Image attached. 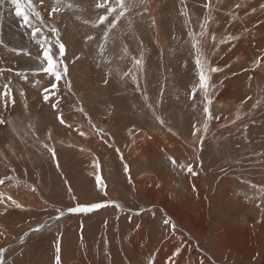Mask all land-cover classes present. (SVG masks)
Segmentation results:
<instances>
[{
	"label": "rangeland",
	"instance_id": "1",
	"mask_svg": "<svg viewBox=\"0 0 264 264\" xmlns=\"http://www.w3.org/2000/svg\"><path fill=\"white\" fill-rule=\"evenodd\" d=\"M25 2L16 0L15 11L10 0L0 5V93L9 96L6 103L0 95V264H57V256L60 264H151L127 248L142 227L157 241L151 252L173 258L175 242L160 249L172 219L161 206L144 209L162 186L179 192L175 203L197 206L210 231L198 246L215 261L264 264V0H123L124 16L107 40L115 14L93 26L106 14L96 7L105 0H32L41 19L33 14L31 27L16 14ZM107 3L119 9L117 0ZM32 27L42 35L33 38ZM52 27L66 48L60 57L51 45L54 61L68 67L59 82L41 71L46 63L35 42H54ZM197 58L210 76L207 93ZM95 203L102 207L68 211Z\"/></svg>",
	"mask_w": 264,
	"mask_h": 264
},
{
	"label": "snow or ice",
	"instance_id": "2",
	"mask_svg": "<svg viewBox=\"0 0 264 264\" xmlns=\"http://www.w3.org/2000/svg\"><path fill=\"white\" fill-rule=\"evenodd\" d=\"M4 2H5V0H0V5H3ZM10 2L14 6V11H15V9L17 7L16 0H10ZM117 2L119 4V9H117L116 7H113L111 5H108L107 0H105L104 3L96 5L97 8H106V14L99 16L98 20L96 21V24L93 25L94 27L96 25H98V24H104L105 21L108 19V16L115 14L113 20L111 21V23H109L107 25V28H106V30L103 33V36H104L105 40L108 39L109 32L112 29L116 28L117 22L121 19L122 16H124V9H125L126 6H125L123 0H117ZM23 4H24V7L22 8L21 12L16 13V14L18 15V17H20L22 19L24 25L31 27L30 17L34 14L35 18L37 20H40L41 19L40 13L36 12L34 10V6H33V3H32V0H26V2L23 3ZM58 4H59V0H58ZM68 7H71V5H68ZM52 11L53 12L59 11V6L53 7ZM85 23H87V21H85ZM50 31H51V33L53 35H55L57 37V39L54 42L50 41L47 37H44L43 39H37L35 42H36L37 45H39L40 49L42 50V56H43L42 64L46 63V66H43L41 68V71L43 73H45V74H49V75L53 76L55 78V81L59 82L61 79H63L65 76L68 75V67H67V65H64L62 68L59 67V64H63V60L62 59L58 63L56 61H54V58L51 55V45L54 43L55 46L58 47L60 57H64L65 56L66 48H65V45L59 39V31L57 30V28L56 27H52L50 29ZM38 34L42 35L41 29L38 28V27H32L31 36L33 38H35ZM87 40L91 41V40H93V37L92 36H88ZM225 42H226V40H222L221 41V43H225ZM104 50H105V45L103 43H101L100 46H99V51H100L101 56H103ZM124 51L127 52V49L125 48ZM133 65H134V70L130 69V72H132L131 79H132L133 83H136L137 76H136L135 72L136 71H141L143 69V53H141V56H140L139 59L133 58ZM196 65H197L198 68H200L199 88L204 90L205 93H207L208 81L210 79V76L206 74L205 65L201 61L200 58H197ZM97 66L100 67V65H97ZM219 70L220 69H218V68L212 67V68H209L207 71L208 72H216V71H219ZM18 75H21L23 78L26 79V77L24 76L23 73H18ZM128 75H129L128 72L123 73V76H128ZM123 76L121 77V79H123ZM103 82H104L105 85L109 84V80L108 79H104ZM66 83L68 85L69 90H71V82L70 81H66ZM57 87H58V83H53V84H51L50 88H45L44 89L45 94L43 96V99H44L45 102H47L50 99V96H49L48 93L53 91V90H55ZM137 87H139V85H137ZM195 92H196V90H195V88H193V97L195 96ZM0 95L4 96L5 102L7 103L8 100H9V96H8L7 91H5L3 93H0ZM21 95H23V93H21ZM205 98L207 99V95H206ZM145 99H146V97H145ZM12 103H15V101L13 100ZM210 104H211V100L207 99V104L203 108V112L205 114V123H204V126H203V130L205 132H207V130H208V121L212 119V116H211V113H210V110H209V106H208ZM52 107L56 108L57 106L54 104V105H52ZM149 107H151V106L149 105ZM80 111L83 112V108H81ZM237 118H239V117H237ZM57 119L59 120L60 124L63 125L65 123V120H64L62 115H58ZM157 119H159V117H157ZM216 119H219V117H216ZM3 123H4V120L0 119V124H3ZM161 123H163V121H161ZM199 130L200 129H197L196 131H199ZM80 134L84 135V133H80ZM193 135H195V132L193 133ZM202 139H203V137H201V140ZM44 147L46 149H48V151L52 155V158L55 159L56 158L55 150L52 149V148H49L47 144H45ZM109 147H111V145H109ZM116 151H117V153L120 152L119 149H116ZM120 158L123 160V156L122 155H121ZM172 163L175 166L176 162H175L174 159L172 160ZM57 166H59V165H57ZM96 167H97V169H99L98 162L96 163ZM124 170H125L126 173L129 172L127 164L124 165ZM187 171L189 173H191L192 175H196L197 174V173L193 172L192 167L190 165L188 166ZM95 179H96L98 187H100L102 189L106 187L103 184V178H102V176L100 174H97ZM3 183H4V180L0 179V184H3ZM9 199H11V198H9ZM12 204L15 205V207H17V208L21 207V205L17 204L15 201H12ZM101 207H102V205L100 203H95V204H91V205H87V206L77 205L75 207L69 208L68 211L70 213H89L92 210L99 209ZM62 216H63V212H60V216H58L57 219H59ZM164 223L168 224L169 222L167 220H165ZM0 251H2V250H0ZM58 251H59V249H58ZM178 254H179V249H177V252H176V255H178ZM56 260H57V264H60V257L59 256H57Z\"/></svg>",
	"mask_w": 264,
	"mask_h": 264
},
{
	"label": "bare ground",
	"instance_id": "3",
	"mask_svg": "<svg viewBox=\"0 0 264 264\" xmlns=\"http://www.w3.org/2000/svg\"><path fill=\"white\" fill-rule=\"evenodd\" d=\"M147 137H148V135H147ZM142 141H143V139H142ZM146 143H147V141H146ZM169 146L171 149L172 146L171 145H169ZM164 147H165V144H164ZM146 152H147V150H146ZM153 152H155V151H153ZM158 155H160L159 152H158ZM155 180L156 179L152 178V181L150 180V182L155 184V182H156ZM188 181H190V179ZM143 183H145V182H143ZM155 185L157 186V183ZM168 190L169 189H167L165 186L164 187L162 186V188L158 191L156 197L154 198V200L156 199L155 200L156 202L154 201V205H148L145 208L144 207L143 208L144 209H153V208H157V206L158 207L161 206L163 212L172 219L173 227H171V230H170L171 234L167 238H165V240H164V238H162L163 241L161 243V246L160 245L159 246L161 249L162 245L167 246L170 243L175 242L176 243V245H175L176 249L173 253L174 257L168 258L162 250H158L156 253H154L155 251L151 252L154 242H153V240L150 239L148 231L146 229L144 230L143 227L140 228L135 234L131 235L128 238V241H127L128 250L131 251L132 253H134L135 255H138L137 257L140 256L143 258H147L148 260H150V262L153 260V262L151 264H188V262L190 260H192V262L194 264H220L219 262L214 260L212 253H210L204 247L198 246L199 245L198 242H203L205 240L206 236L207 237L209 236L210 231H209V234L204 232L201 225H200L199 220L196 218L195 213L197 215V206L194 204L191 205L188 202L181 203L182 201H180V203H178V202L175 203V199H177V201H178V199L180 197L179 192L172 191V190L170 192ZM170 200H171V202L174 201V204L168 203V201H170ZM160 201H163V203H160ZM157 202H159L160 205ZM156 203H157V205H156ZM148 218H150V216H148ZM132 221H133V219H132ZM194 242H197L198 244L197 243L194 244ZM156 243H157V241L155 242L154 246L156 245ZM172 248H174V247H172ZM177 249H179V251L182 250V254L179 256L176 255ZM153 255H155L154 258H153ZM115 257H117V256H115ZM210 258H213L212 261H210ZM263 258H264V256H263Z\"/></svg>",
	"mask_w": 264,
	"mask_h": 264
}]
</instances>
